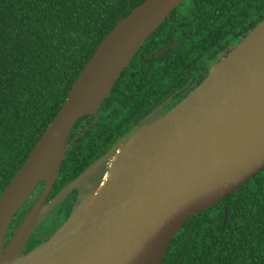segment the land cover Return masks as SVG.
<instances>
[{"label": "trees", "instance_id": "obj_1", "mask_svg": "<svg viewBox=\"0 0 264 264\" xmlns=\"http://www.w3.org/2000/svg\"><path fill=\"white\" fill-rule=\"evenodd\" d=\"M146 1L0 0V198L102 41ZM263 20L264 0H184L122 71L97 114L75 123L46 202L92 166L100 184L117 144L158 107L157 119L184 100ZM45 187L39 181L14 215L4 250ZM78 195L75 188L45 217L24 253L63 225ZM162 264H264V169L187 220Z\"/></svg>", "mask_w": 264, "mask_h": 264}, {"label": "water", "instance_id": "obj_2", "mask_svg": "<svg viewBox=\"0 0 264 264\" xmlns=\"http://www.w3.org/2000/svg\"><path fill=\"white\" fill-rule=\"evenodd\" d=\"M151 1L135 8L105 37L75 81L64 106L1 196L0 217L51 147L62 144L64 153L53 177L36 180L26 199L11 214L0 241V264H162L171 242L187 220L219 203L264 169V57L256 48L246 45L263 20L184 100L147 125L145 151L136 165L128 193L100 213L85 218L72 231L67 228L85 200L81 178L95 166L46 202L60 174L70 146L67 139L75 123L85 115L97 114L122 71L184 0H158L134 21L125 39L107 57L96 60L105 41ZM90 66L95 70L88 75ZM106 67L110 70L101 86L102 95L83 105L86 83L82 81L92 83ZM142 126L125 142L121 140L118 149L137 135ZM110 154L111 151L105 158ZM41 180L46 181L44 192L4 250L5 235L14 215ZM75 188L79 195L69 218L48 240L23 253L36 227ZM38 207L42 209L40 218L29 227L19 254L11 258L16 236Z\"/></svg>", "mask_w": 264, "mask_h": 264}, {"label": "bare ground", "instance_id": "obj_3", "mask_svg": "<svg viewBox=\"0 0 264 264\" xmlns=\"http://www.w3.org/2000/svg\"><path fill=\"white\" fill-rule=\"evenodd\" d=\"M157 1L158 0H152L145 9L137 11L132 21L121 25L118 31L105 41L96 60L107 57L110 52L125 39L134 21L144 15L147 10L151 9ZM246 45L248 47L256 48L264 57V23L247 39ZM94 70L93 66H90L88 75L92 74ZM109 70L110 67H106L104 71L99 73L97 79L92 81V83L85 80L82 81L86 83L84 86L86 90L83 91L84 96L81 98V103L83 105L95 102L102 95L103 87L101 88V86L106 81ZM147 129V125L140 127L139 131H141L117 150L116 155L111 160L110 171L105 176L102 184L90 199L83 200V204L76 212L67 231L74 230L85 218L100 213L102 209L115 202L132 189V179L135 176L136 165L145 151V143L143 141ZM63 153L64 149L62 144L52 146L48 156L39 168L34 170L26 181L17 189L13 201L7 205L5 213L0 217V241H2L3 232L11 214L26 199L36 180H50L53 177L57 163L61 159ZM41 214L42 209L38 207L22 227V230L16 236L12 244L11 258L16 257L19 254L29 227L40 218Z\"/></svg>", "mask_w": 264, "mask_h": 264}, {"label": "rangeland", "instance_id": "obj_4", "mask_svg": "<svg viewBox=\"0 0 264 264\" xmlns=\"http://www.w3.org/2000/svg\"><path fill=\"white\" fill-rule=\"evenodd\" d=\"M157 113V112H156ZM154 115V114H153ZM157 120V118L153 117L152 115L148 118V120L145 122V125H150L154 123ZM98 168L95 166L91 168L82 178H81V185L83 188V195L82 199H89L92 197V195L97 191V188L99 186L98 183V175H97ZM81 199V201H82ZM56 220L53 219V223ZM45 226V223H44ZM43 234V233H42ZM24 253V252H23Z\"/></svg>", "mask_w": 264, "mask_h": 264}, {"label": "flooded vegetation", "instance_id": "obj_5", "mask_svg": "<svg viewBox=\"0 0 264 264\" xmlns=\"http://www.w3.org/2000/svg\"><path fill=\"white\" fill-rule=\"evenodd\" d=\"M82 192H83V188H82Z\"/></svg>", "mask_w": 264, "mask_h": 264}]
</instances>
